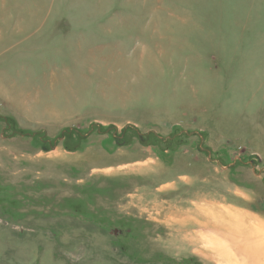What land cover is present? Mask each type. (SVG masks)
<instances>
[{"label": "rangeland", "instance_id": "obj_1", "mask_svg": "<svg viewBox=\"0 0 264 264\" xmlns=\"http://www.w3.org/2000/svg\"><path fill=\"white\" fill-rule=\"evenodd\" d=\"M253 226L264 0H0V264H264Z\"/></svg>", "mask_w": 264, "mask_h": 264}, {"label": "bare ground", "instance_id": "obj_2", "mask_svg": "<svg viewBox=\"0 0 264 264\" xmlns=\"http://www.w3.org/2000/svg\"><path fill=\"white\" fill-rule=\"evenodd\" d=\"M253 234L255 235V238H256V242L258 243V248L259 250H262V246L264 245L263 243V236H264V232L262 234H260V231L263 229V227L261 226H253ZM263 242V243H262Z\"/></svg>", "mask_w": 264, "mask_h": 264}, {"label": "crops", "instance_id": "obj_3", "mask_svg": "<svg viewBox=\"0 0 264 264\" xmlns=\"http://www.w3.org/2000/svg\"><path fill=\"white\" fill-rule=\"evenodd\" d=\"M201 208L200 207H198L196 210H197V212H198V210H200ZM196 212V213H197ZM202 212H203V210H202ZM186 217V216H185ZM188 218V217H187ZM196 217H194V219H195ZM189 219V218H188ZM195 220H193V222H194ZM190 222V221H189ZM264 238V237H263Z\"/></svg>", "mask_w": 264, "mask_h": 264}]
</instances>
